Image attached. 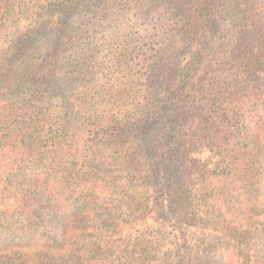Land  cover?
Listing matches in <instances>:
<instances>
[{"label": "rangeland", "instance_id": "374dc122", "mask_svg": "<svg viewBox=\"0 0 264 264\" xmlns=\"http://www.w3.org/2000/svg\"><path fill=\"white\" fill-rule=\"evenodd\" d=\"M33 1L28 0L29 3ZM194 2L184 0V4L175 10L164 0H80L68 21L69 30L42 70L39 60L50 50L56 19L35 20L27 13L26 18L21 17L17 32L12 29L9 35L2 33L0 36V60H6L5 71L11 73L13 82L8 92L0 94V140H4L0 147V166L12 171L11 178H21L27 167L40 166V152L43 151L39 146L49 134H61L66 145L59 154L65 156L63 166L72 176L74 195L84 192L94 197L92 209L97 206L99 214L110 209L118 219L121 203L125 207L131 206L129 210L124 208L129 215L122 214L120 221L115 220L112 224L104 222V216H99L98 211L92 213L87 224L97 239V245L90 247L94 262L101 258L104 264L200 263L194 253L198 236L195 231L189 232L187 246L180 249L162 223L163 218L148 214L149 189L157 182L158 164L144 143V172L121 164L122 150L132 153V144L123 146L121 141H113L110 146L114 148L108 149L107 143L100 147L93 143L99 125L114 128L124 115L145 117L155 101L165 95L171 65L183 50L180 40L183 12L185 15ZM230 9L233 14L235 12V25ZM214 11L218 31H209L212 50L205 63L216 60L222 50L219 36L224 38L235 33L244 16L251 20L264 18V0H236L230 7L225 0H219ZM29 25L41 29L43 35L24 52L21 45ZM126 48L132 52L127 62L124 58ZM162 48L166 49L164 59L154 68L142 61L145 55L157 59ZM10 62L12 68L9 71ZM33 81L36 92L29 89ZM20 82H24V88ZM20 133L27 137L29 144L33 142L30 147L14 145ZM136 133L137 142H142L143 135H139V130ZM175 163V168L182 172L184 164L181 161ZM207 169L211 167L208 165ZM129 172L139 184L134 187V192L129 189L131 185L126 187L122 181L128 180ZM202 184V193H194V202L200 203L207 198L217 199L220 203L219 191L240 201L236 198L238 192H245L233 176L212 185ZM4 186L0 184V196L3 193L0 209L21 210L24 204H18L25 193ZM260 189L256 194L259 198L255 212L264 222V180ZM126 191L133 195L132 199L126 196ZM240 198L248 204L245 196ZM193 199L186 202L185 211L193 212ZM50 209L60 214L69 212L74 219L75 213L80 214V209L71 210L58 199L51 202ZM151 216L156 219H150ZM252 216L248 211L235 212L229 201L220 217L201 222V242L198 244L208 248L212 243L214 250L210 262L205 264H242L244 257L251 264L255 261L264 264V244L252 237V231L256 230ZM6 261L2 258L0 264H7Z\"/></svg>", "mask_w": 264, "mask_h": 264}, {"label": "trees", "instance_id": "16d2710c", "mask_svg": "<svg viewBox=\"0 0 264 264\" xmlns=\"http://www.w3.org/2000/svg\"><path fill=\"white\" fill-rule=\"evenodd\" d=\"M79 1L35 0L29 3L28 0H0V36L2 33L9 35L12 29L17 32L21 17L26 18L27 13L35 20L56 19L50 50L39 60V69L42 70L69 30L68 21ZM164 1L175 10L184 4V0ZM195 1L185 15L183 12L180 39L183 50L171 65L165 95L155 101L145 117L124 115L114 128L99 125L93 143L96 147L107 143L108 149L114 148L110 144L115 141H121L123 146L132 144V153L122 150L121 164L142 172L144 143L158 164L157 182L149 189L148 214L163 218L162 223L180 249L187 246L189 232L195 231L198 236L194 253L199 264H205L210 262L214 250L212 243L208 248L198 244L201 242V222L220 217L229 201L235 212L248 211L253 215L256 230L252 231V237L264 244V222L256 217L258 213L255 212L259 198L256 194L261 191L264 180V18L251 20L244 16L235 33L224 38L219 36L222 50L216 60L205 63L212 50L209 31H218L214 6L219 0ZM225 1L229 7L236 3V0ZM229 14L235 25V12L233 14L230 9ZM24 32L20 48L25 52L35 39L43 35V31L29 25ZM165 50L160 49L155 60L145 55L142 61L154 68L163 61ZM124 53L127 62L132 52L126 48ZM5 61L4 58L0 60V94L8 92L13 83L11 73L5 71ZM8 66L10 71L12 62ZM24 82H20L23 88ZM29 89L36 92L35 82ZM137 130L143 135L142 142L136 140ZM61 136L49 134L39 146L43 151V154L40 152V166L27 167L21 178H11L12 171L0 166V184L25 193L18 204H24L21 210L0 209V259L5 258L7 264H104L101 258L92 261L90 247L97 245V239L87 224L92 213H97L99 208H91L94 197L84 192L74 195L72 176L63 166L65 156L59 154L66 145ZM3 142L1 139L0 147ZM31 143L20 133L14 145L30 147ZM178 161L184 164L182 172L175 168ZM208 165L211 169H207ZM128 174V180L122 181L126 187L132 186L129 189L134 192V187L139 184L130 172ZM231 176L244 187V194L236 193L240 201H234L227 193L219 191L220 203L216 202L217 199L207 198L200 203L194 202V193H202V183L212 185ZM120 187L124 188L121 184ZM125 193L133 198L128 191ZM243 196L247 205L240 198ZM55 199L71 210L80 209V214L75 213L74 219L69 212L60 214L51 210V202ZM192 199L193 212L185 211L183 207ZM124 208L129 210L131 206L125 207L121 203L119 219L110 209L97 214L104 216V222L112 224L115 220L120 221L122 214L129 215ZM155 217L150 219L155 220ZM242 264L251 263L244 257Z\"/></svg>", "mask_w": 264, "mask_h": 264}]
</instances>
